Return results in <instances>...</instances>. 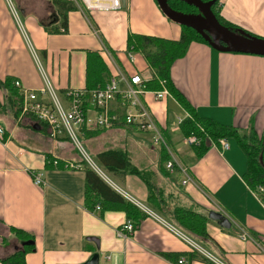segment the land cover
I'll use <instances>...</instances> for the list:
<instances>
[{
    "label": "crops",
    "instance_id": "0c3cea01",
    "mask_svg": "<svg viewBox=\"0 0 264 264\" xmlns=\"http://www.w3.org/2000/svg\"><path fill=\"white\" fill-rule=\"evenodd\" d=\"M46 1L45 10L36 5L28 9L22 3L19 9L43 68L62 93L87 85L88 50L100 52L112 77L120 72L128 78L140 73L148 81L153 73L143 55L135 53L134 61L128 59L129 33L181 37V25L166 17L156 0H132L129 8L118 11L87 13L79 8L68 13L67 33H49L43 23L56 13ZM220 6L227 21L264 37V0H220ZM7 76L31 89L44 84L9 2L0 0V79ZM172 78L200 115L243 129L253 124L259 132L264 130V56L224 52L193 42L174 63ZM141 98L157 120L168 148L154 145L151 131L125 122L122 98L117 95L111 110L119 116L118 122L82 134L90 163L67 134L54 138L47 124L33 115L17 113L7 90L0 88V119L6 130L0 140V260L20 246L7 230L15 226L35 235L36 247L27 255L26 264H84L94 254L99 255L98 264H178L180 257H186L187 264H264V203L243 178L247 159L244 163L231 144L223 150L214 141L198 156L184 141L180 121L188 112L175 97L171 94L157 100L149 91ZM95 111L88 102L89 114ZM164 148L169 153L166 161ZM112 149L126 152L139 168L156 172L155 179L171 207L184 206L208 217L216 211L228 218L231 225L223 226L209 217V238L204 244L198 242L213 262L190 257L197 249L152 208L145 181L105 159V152ZM170 159L187 168L189 182L184 183L187 175L178 167L166 168ZM69 162L81 166L72 168ZM86 165L116 192L148 208L132 235L119 233L127 220L124 211L86 206ZM32 170L41 173L47 183L36 185Z\"/></svg>",
    "mask_w": 264,
    "mask_h": 264
},
{
    "label": "trees",
    "instance_id": "16d2710c",
    "mask_svg": "<svg viewBox=\"0 0 264 264\" xmlns=\"http://www.w3.org/2000/svg\"><path fill=\"white\" fill-rule=\"evenodd\" d=\"M48 1L55 8L56 17L44 22L43 27L49 33H67L69 29L68 13L79 9V5L74 0ZM169 5L174 10L183 13L198 12V9L195 6H192L183 0H169ZM212 8L222 24L234 31L243 29L242 27L227 21L222 16L220 0H218ZM181 28L182 33L179 39L168 38L156 34L130 32L127 38V51L142 54L148 63L149 68L153 73V77L146 81V87L149 90H158L166 85L175 99L188 112V116H186L181 122V130L184 136L196 135L200 139V143L192 145L198 156H202L208 151L211 146V141L218 143L221 138H233L236 141L245 153L247 159V168L243 174V178L253 191L259 193L260 198L264 203V130L259 132L253 124L247 129H243L232 124L221 123L211 117L200 115L195 106H193L185 94L175 85L172 78V68L174 63L186 55L193 42L209 44L204 36L195 29L185 25H181ZM245 31L249 32L248 30ZM87 54V85L85 86V89L92 90L98 87H105L112 77L108 65L103 60L100 52L88 50ZM2 87L7 90L9 101L17 108V113H20L21 95L20 90L15 85V79L11 76H7L5 80L0 79V88ZM122 111H124L125 114V108L122 107ZM87 130L89 129L86 127L83 128L85 133ZM163 153H166L165 156L163 155V161H166L169 157L166 148L163 149ZM104 156H106L107 158L105 159L109 161H116L120 168H125V173L129 172L136 174L145 181L149 190L148 200L153 209L159 211V213L165 216L171 223L195 241L204 244L205 239L208 240L209 234L207 231V225L210 220L209 217L184 206L176 205L171 207L167 197L162 193L163 189L158 186V182L155 179L156 172L145 168L141 169L134 165L128 154L121 149H112L105 152ZM85 171L86 206L89 209L94 210L97 202H102L103 206H101V209L103 208V210H122L126 213L127 220H131L136 229L141 221L147 216V213L141 210L132 201L116 192L91 166L86 165ZM259 187H262L263 190L260 191ZM0 224H3V222L0 221ZM7 230L21 243L15 251L5 258H2L0 262L2 264H26L27 255L30 252H33L36 247L35 235L30 231L15 226H8ZM193 251L194 252L190 254L192 259L200 258L205 261L213 262L210 258L206 257V255H203L196 250Z\"/></svg>",
    "mask_w": 264,
    "mask_h": 264
},
{
    "label": "built area",
    "instance_id": "2783aa9c",
    "mask_svg": "<svg viewBox=\"0 0 264 264\" xmlns=\"http://www.w3.org/2000/svg\"><path fill=\"white\" fill-rule=\"evenodd\" d=\"M7 1L9 2L21 33L32 50V54L37 61L44 81L41 89H31L23 86L19 80L15 81V85L20 90L21 95V115H33L40 122L47 124L51 129V136L54 138L61 133L67 134L73 145L83 155L84 159L92 163L80 139V135L83 134L84 127L87 129H99L114 126L118 122L119 116L112 112L111 106L117 95H121L122 107L125 108V122L127 124L136 125L141 130L151 131L153 133L154 145L168 148L167 139L160 129L157 120L141 98L145 92L149 91L153 92L157 100L171 95L166 85L164 86L163 84L164 87L158 90H149L146 87L147 80L144 79L140 73H135L128 78L123 72H120L114 75L105 87H98L92 90H86L85 88H70L63 93L60 92L42 66L36 49L29 38L27 28L19 9L11 0ZM74 1L79 5L81 10L87 13L95 11H118L122 10L127 3V0ZM127 56L129 60H135L134 52L127 51ZM88 102L96 108L94 115H90L88 112ZM182 121L183 120L180 121V124ZM5 134L6 130L0 123V140L5 137ZM184 141L190 146L200 143V139L196 135L185 136ZM218 145L223 150L228 149L230 147L229 139L221 138ZM57 162V160L54 161V163ZM68 166L79 168L81 164L69 162ZM177 167L187 175L184 183L189 182L191 178L185 166L181 165L175 159H170L166 162V168L168 170L173 171ZM31 174L36 185H44L47 183L41 173L32 170ZM259 190L262 191L263 188L259 187ZM131 199L142 210L148 212V208L143 203L133 198ZM96 209H101V205L97 204ZM162 222L166 224V221L163 220ZM166 225L169 226L168 224ZM134 230L133 222L131 220H126L121 226L119 233L129 236L133 234ZM175 232L184 240L188 241L197 251L200 250L209 258L211 257L206 251H203L197 241L188 237L179 229H176ZM187 263L188 260L186 257H180L178 260V264ZM218 263L225 264L223 262Z\"/></svg>",
    "mask_w": 264,
    "mask_h": 264
},
{
    "label": "water",
    "instance_id": "95a60500",
    "mask_svg": "<svg viewBox=\"0 0 264 264\" xmlns=\"http://www.w3.org/2000/svg\"><path fill=\"white\" fill-rule=\"evenodd\" d=\"M161 11L170 20L191 27L201 33L209 44L219 51L248 53L264 56V37L246 32L243 29L231 30L222 24L213 11V5L218 0H183L195 6L197 13H183L174 10L169 5V0H156ZM211 219L223 226H230L231 222L222 213L211 211ZM99 255L94 254L84 264H98Z\"/></svg>",
    "mask_w": 264,
    "mask_h": 264
},
{
    "label": "rangeland",
    "instance_id": "374dc122",
    "mask_svg": "<svg viewBox=\"0 0 264 264\" xmlns=\"http://www.w3.org/2000/svg\"><path fill=\"white\" fill-rule=\"evenodd\" d=\"M13 3H14V5L19 9V7H21V3L22 4H24L28 9H35L36 7H35V5L37 6V8H42V9H46V8H48V6H49V3L46 1V0H11ZM130 2H132V0H127V5L125 4V6H124V8L126 9V8H129L130 6H129V4H130ZM157 2V1H156ZM157 6H158V8H160L159 7V5H158V3H157ZM21 9V8H20ZM20 9H19V11H20ZM161 10V9H160ZM164 14V13H163ZM21 16H22V13H21ZM243 54H246V55H252V56H258V55H253V54H248V53H243ZM263 57V56H262ZM0 123H1V125L4 127V121L2 120V119H0ZM80 139H81V141H82V143H83V145H84V147H85V149H86V151H87V153H88V155L90 156V154H89V152H88V150H87V147L85 146V139L83 138V136L82 135H80ZM229 143L234 147V148H237L238 149V151L240 152V154H241V156H242V158H243V161H244V163H246V156H245V154L243 153V151L239 148V145L236 143V141L232 138H230V140H229ZM76 148V147H75ZM77 149V148H76ZM77 151L79 152V150L77 149ZM80 153V152H79ZM80 155L83 157V155L80 153ZM91 157V156H90ZM84 158V157H83ZM193 239V238H192Z\"/></svg>",
    "mask_w": 264,
    "mask_h": 264
},
{
    "label": "bare ground",
    "instance_id": "6f19581e",
    "mask_svg": "<svg viewBox=\"0 0 264 264\" xmlns=\"http://www.w3.org/2000/svg\"><path fill=\"white\" fill-rule=\"evenodd\" d=\"M169 225V227L170 228H172L174 231L176 230L173 226H171L170 224H168ZM185 235H187L186 233H185ZM188 236V235H187ZM191 238V237H190Z\"/></svg>",
    "mask_w": 264,
    "mask_h": 264
}]
</instances>
